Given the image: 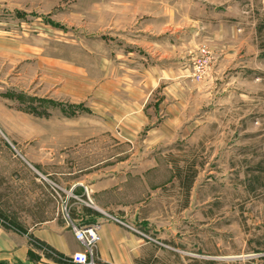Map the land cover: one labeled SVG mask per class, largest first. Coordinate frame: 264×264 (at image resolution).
<instances>
[{"label":"rangeland","instance_id":"rangeland-1","mask_svg":"<svg viewBox=\"0 0 264 264\" xmlns=\"http://www.w3.org/2000/svg\"><path fill=\"white\" fill-rule=\"evenodd\" d=\"M221 2L0 0L1 226L76 180L143 200L154 158L181 264H264V0Z\"/></svg>","mask_w":264,"mask_h":264},{"label":"crops","instance_id":"crops-1","mask_svg":"<svg viewBox=\"0 0 264 264\" xmlns=\"http://www.w3.org/2000/svg\"><path fill=\"white\" fill-rule=\"evenodd\" d=\"M221 1L209 0V4L220 5ZM168 91L173 93L172 88H168ZM159 166L153 158L141 168L132 170L139 173V177L132 179L133 191H139V185L143 184L142 189L148 195L143 200L128 197L113 201L108 199L105 195L115 185L112 180L88 184L76 180L70 182L67 189H61L65 196L56 201L60 209L30 227L27 232L0 225V264H76L71 260V255L81 250L82 244L64 221V205L70 208L71 218L77 224H98L100 240L95 250L98 264H181V238L179 230L175 228L174 211L167 208L168 213L164 214L157 205L163 204L166 199L150 195L158 184L166 183ZM84 187L88 189L87 194ZM72 193L81 196V200L73 198ZM122 220L140 224L136 229ZM38 242L54 254L39 249ZM213 258L205 256L210 262Z\"/></svg>","mask_w":264,"mask_h":264},{"label":"built area","instance_id":"built-area-1","mask_svg":"<svg viewBox=\"0 0 264 264\" xmlns=\"http://www.w3.org/2000/svg\"><path fill=\"white\" fill-rule=\"evenodd\" d=\"M204 55L207 54L208 50L205 46L201 49ZM198 76L202 75L203 69L198 68ZM55 185V184H54ZM57 186V185H55ZM84 190L87 194L88 189L84 187ZM73 196V195H71ZM74 198H79L74 195ZM64 213H65V222L72 230L74 237L82 244V249L74 252L71 255V260L76 264H98L95 257L96 246L100 240V235L98 232V224L90 223V224H77L69 217L67 206L64 205ZM2 225V223H0Z\"/></svg>","mask_w":264,"mask_h":264}]
</instances>
